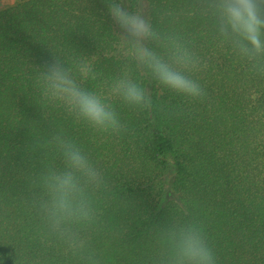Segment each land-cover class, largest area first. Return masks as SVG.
<instances>
[{
	"label": "trees",
	"instance_id": "trees-1",
	"mask_svg": "<svg viewBox=\"0 0 264 264\" xmlns=\"http://www.w3.org/2000/svg\"><path fill=\"white\" fill-rule=\"evenodd\" d=\"M208 0H147L161 39L200 57L201 100L176 93L123 48L104 0H17L0 7V264H175L182 231L203 230L216 264H264V76L220 35ZM157 47L158 51L162 49ZM88 58L89 90L128 70L151 109L108 97L126 131L103 133L46 100L38 65ZM71 140L99 170L87 219L54 229L47 177Z\"/></svg>",
	"mask_w": 264,
	"mask_h": 264
},
{
	"label": "clouds",
	"instance_id": "clouds-1",
	"mask_svg": "<svg viewBox=\"0 0 264 264\" xmlns=\"http://www.w3.org/2000/svg\"><path fill=\"white\" fill-rule=\"evenodd\" d=\"M108 16L125 45V51L135 64L152 79L192 100H203L205 89L192 78L200 71L201 59L176 39L165 37L152 25L144 0H104ZM220 35L230 43L234 52L251 62L253 69L264 64V0H208ZM159 46L162 50L158 51ZM36 86L42 96L59 102L77 120L103 133L126 131L119 114L108 97L141 110L151 109L148 89L132 78L128 70L106 81L101 94L89 90L84 81H95L98 72L88 58L72 62L55 53L38 65ZM264 76V68L258 69ZM64 169L47 177L50 202L45 205L54 229L64 221L87 219L90 209L84 199V183H99V170L77 143L60 140ZM175 264H216V256L201 228L189 227L179 234L175 244Z\"/></svg>",
	"mask_w": 264,
	"mask_h": 264
},
{
	"label": "rangeland",
	"instance_id": "rangeland-1",
	"mask_svg": "<svg viewBox=\"0 0 264 264\" xmlns=\"http://www.w3.org/2000/svg\"><path fill=\"white\" fill-rule=\"evenodd\" d=\"M16 1L17 0H0V7L7 6V5L12 4ZM144 3H145L146 11H147V0H144ZM122 42H123V40H122ZM123 48L125 49L124 42H123Z\"/></svg>",
	"mask_w": 264,
	"mask_h": 264
}]
</instances>
